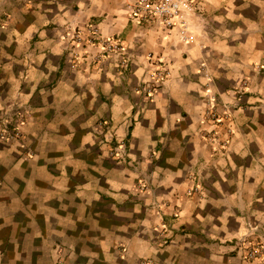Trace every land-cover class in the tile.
<instances>
[{
    "label": "crops",
    "instance_id": "crops-1",
    "mask_svg": "<svg viewBox=\"0 0 264 264\" xmlns=\"http://www.w3.org/2000/svg\"><path fill=\"white\" fill-rule=\"evenodd\" d=\"M127 1L0 0V110L29 109L24 148L0 140V264H233L247 219L264 238V0H195L190 41L138 24ZM90 17L127 66L98 46L70 61L90 46L65 25ZM147 54L168 68L150 95ZM210 96L230 119L207 118ZM102 116L126 142L119 167L93 141ZM164 222L158 247L148 229Z\"/></svg>",
    "mask_w": 264,
    "mask_h": 264
},
{
    "label": "built area",
    "instance_id": "built-area-1",
    "mask_svg": "<svg viewBox=\"0 0 264 264\" xmlns=\"http://www.w3.org/2000/svg\"><path fill=\"white\" fill-rule=\"evenodd\" d=\"M128 15L138 24H145L147 26L156 27L167 33L177 34L178 38L183 41H190V16L196 15L198 6L195 0H128L127 1ZM106 51L114 52L120 58V63L127 66L130 59H127L126 47L117 40H110L106 43ZM148 64L152 66L149 72V81L143 82V87L148 92V95L160 85L162 80L168 74V68L164 64L163 59L153 54H147ZM241 90L235 94V102L241 99ZM207 99L211 100L210 105L207 106V118L219 123L222 118H229L231 112L229 105L225 104V112L223 111L219 116L215 111L213 102L214 96ZM223 103V102H222ZM221 117V119H220ZM214 132V130H213ZM230 132V128L228 129ZM245 231L237 239H240L239 247L236 250L237 260L233 264H252L256 259L264 257V238L262 236V225L256 221L247 219L244 222Z\"/></svg>",
    "mask_w": 264,
    "mask_h": 264
},
{
    "label": "rangeland",
    "instance_id": "rangeland-1",
    "mask_svg": "<svg viewBox=\"0 0 264 264\" xmlns=\"http://www.w3.org/2000/svg\"><path fill=\"white\" fill-rule=\"evenodd\" d=\"M32 4L34 0H20V3ZM60 38V34H58ZM69 45L73 44L82 46L83 48L89 47L90 49H85L84 53L77 49L67 48L68 56L70 61L72 59L78 58L80 55H89L90 62L96 58V54L92 53V47L98 46L103 53V56L108 53L106 51V43L110 40L119 39L113 34H103L99 30V26L94 21L93 18H88L82 23L71 24L68 23L65 25V31L62 36ZM121 43V42H120ZM79 51V52H78ZM111 52V51H109ZM259 66V65H258ZM264 70V65L260 66ZM243 88L241 92H248V86L246 85V79L243 82ZM29 109L25 108L20 104H12L9 108H2L0 110V140L5 143H16L17 147L24 148V143L22 141L24 137L23 125L25 123L26 116ZM93 136V141L98 146L100 156L107 157L111 159L113 164L121 166V164L128 163L127 161V147L126 142L123 139L117 138L115 128L111 123V120L102 116L95 120L90 129ZM29 151L25 149V152ZM28 153V152H27ZM137 163L133 162L132 167H136ZM102 170V169H101ZM103 171V170H102ZM137 184V183H136ZM2 185L1 174H0V188ZM137 189H142L144 184H138ZM134 188L136 189L135 185ZM139 192V190H136ZM130 197V196H128ZM175 215L173 212L171 213ZM150 232L152 243L158 247L168 245L172 242L171 236V226L168 223H165L159 226H150L148 229ZM121 254L124 251V245L119 244L118 246Z\"/></svg>",
    "mask_w": 264,
    "mask_h": 264
}]
</instances>
